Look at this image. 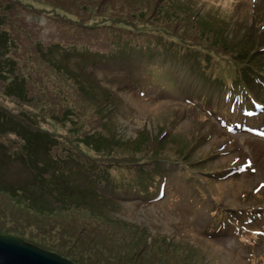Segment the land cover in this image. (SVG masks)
Segmentation results:
<instances>
[{"label": "rangeland", "instance_id": "rangeland-1", "mask_svg": "<svg viewBox=\"0 0 264 264\" xmlns=\"http://www.w3.org/2000/svg\"><path fill=\"white\" fill-rule=\"evenodd\" d=\"M16 1L20 3L10 1L14 4L10 5L9 12L18 11L20 15L17 13L16 17H6L2 24L8 23L12 41L20 47L13 58L17 66L14 68L5 54H1L3 62L0 64L3 71L7 72L10 68L9 74L14 76L17 72L30 76L32 82L29 84V100L21 101L25 103L11 102L7 98L10 94L0 89V106H3L0 112L26 118L35 127L49 129L50 134L39 139L34 158L26 155L28 168L15 161L13 163V157H5L0 152V236L15 237L76 264H124L121 258L130 256L136 258L134 263L131 260L125 263L264 264L263 222L248 221L259 229L253 245L241 241L237 231L228 223L217 228L208 226L210 219L212 223L213 219L204 209L199 207L194 212L185 199L180 200L175 196L169 183H173L176 189L179 182L178 192L184 196H187L186 189L183 182L167 170L162 173L161 180L166 182L167 194L174 197L156 200V192L149 197H137L132 192L121 191L128 198L119 202L107 198L103 204L107 209V218L115 221L108 224L104 218L94 216L98 214L79 204H84L79 201V195L93 196L94 200H99L103 194L96 189L90 177L85 179L90 168L76 165V156L105 162L109 170L145 158L143 151L134 154L126 146L116 151L110 150L113 151L110 154L106 151L99 153L90 146L89 152L82 148L84 152H76L80 151L79 147L76 149V138L94 127V132H102L106 128L110 129V134L115 133L116 139L125 142L136 137L137 141L129 145L147 144V150L152 151L153 157L156 153L160 157H176L172 153H178L177 157L191 155L195 158L203 166L201 169L193 167L199 184L191 192L194 201L203 198L208 202L212 200L214 194L209 190L211 186L223 199L218 203L224 208L247 209L257 203L263 206L264 198L254 201L253 195L256 193L253 190L264 189V135L252 139L246 133H226L216 118L224 117L222 111L228 110L229 101L223 99L222 95L210 99V91L206 87L198 88L193 82L196 77L187 76L185 71L186 76L178 73L179 84L176 88L183 89L186 84L196 90L199 100L210 99L208 119L199 115L202 113L201 107L192 104L189 96L186 99H173L167 93L168 84L163 80L146 89L153 79L139 77V69L170 71L180 67V60L188 53L166 43L163 37L167 35L175 34L184 40L198 41L200 46L212 49L217 54L221 53L220 46L226 47V54L233 57L240 53L238 47L245 44L250 47L251 44L246 43L248 40L264 41V0H162L157 8L158 0ZM138 11L144 13V17H137ZM113 22L121 27L126 23L133 28L125 31L122 27L118 30L127 32L131 37L129 44L122 42L114 52L105 53L121 60L119 67L125 73L117 76H112L114 68L111 66L109 69L91 67L97 74L96 78L88 76V61L71 66L67 61L69 52L74 49L90 54L86 47L76 49L56 44L54 48L59 58L44 52L46 59H53V67L56 66L61 74L68 77L54 71L47 60L40 61V54L35 52L29 58L30 53L24 50V46L29 47L33 41H58L57 37L62 36H70L68 39H71L75 35L72 33L74 30H100L101 26L105 31ZM161 22H164L159 26L162 29L156 30L155 25ZM84 24L91 29H84ZM136 37L142 40L136 42ZM73 39L77 40L79 46L90 44L86 38ZM160 58L174 61L166 63ZM78 69L84 70L83 73H79ZM12 75L8 80L12 79ZM72 81L78 84L85 96L71 86ZM5 82L6 79L1 78L0 87L3 85L5 88ZM38 86H43L53 97L59 93L64 98L65 108L44 105L37 92ZM69 110H72L70 120L61 119V114L67 115ZM234 115L226 116L229 122L235 121ZM78 146L84 147L80 143ZM26 150L29 152L28 145ZM210 161H214L215 165ZM216 165L224 169L233 168V176L226 178L224 184L207 185L206 178L201 174ZM114 173L119 177L125 171L120 169ZM210 178L223 180L219 174H212ZM16 200L19 201L14 206L12 202ZM65 201L69 205L64 204ZM230 210L221 212L226 214ZM84 213L90 218L84 217ZM157 237L163 238L166 246L184 251L183 258L175 249H172L174 253L160 251L155 245L157 242H153ZM90 239H94L97 245L90 246L97 249L101 258H88L84 252L88 247L85 248L83 240ZM101 241L104 243L99 245ZM84 255L87 257L83 258ZM187 255L189 257L184 258Z\"/></svg>", "mask_w": 264, "mask_h": 264}, {"label": "trees", "instance_id": "trees-1", "mask_svg": "<svg viewBox=\"0 0 264 264\" xmlns=\"http://www.w3.org/2000/svg\"><path fill=\"white\" fill-rule=\"evenodd\" d=\"M11 0H0V62H3V58L1 54H5L9 61L11 60L12 65L14 68L17 66V64L14 62V52L20 47H18L15 43L12 41V33L8 31V23L2 24L4 18H8L9 16L16 17V14L20 15L18 11L12 13L10 11V5H13L14 2H18L16 0H13L14 2H10ZM41 1V0H37ZM162 0H158L156 2V8L161 3ZM42 3V2H37ZM13 14V15H12ZM137 17H144V13L141 11L137 12ZM153 16V15H152ZM44 20V17H43ZM162 23V22H161ZM129 24L124 23L122 27L125 29H122V27L118 24H115L114 22L111 24L110 28L103 31L102 27L100 26V30L91 29L90 26L82 25V27L86 30L91 29L90 31H72L73 34H75L78 38H86L87 41L90 43L89 46H80V47H86V49L90 50V61L89 65H92L94 63H100V64H106L108 62V54L105 53H112L116 50V48H120L122 42L129 44V40L131 39L130 36L127 35V32L124 31H118L119 29L127 30ZM144 24H141V26ZM137 27H140L136 25ZM156 30L162 29L161 27L155 25L154 27ZM33 26V30H34ZM136 29V28H135ZM14 30V28H13ZM15 31V30H14ZM122 37V38H121ZM66 38V36L64 37ZM183 39V38H181ZM70 40H74L71 38ZM136 42H140L142 39L140 37L134 38ZM23 42V39H22ZM24 43V42H23ZM25 44V43H24ZM172 45L178 47L179 49L187 52V53H198L203 54V56L206 58V63L210 67L211 73H213V78L215 80L219 81H225V79L232 77L234 80L241 81L240 85H242V90H248V87L246 86V83H255L257 78L264 77L262 75H258V72L263 67L264 61H259L257 58L261 57L263 53H261L260 49L257 48L256 50H253L251 53H247L246 50H243L239 54H237L234 57V61L227 60L230 62H225L226 60L223 59L225 55H220L217 53H214L209 48H201L197 45H194L193 43H186L182 40L178 41H172ZM220 48H223L226 50V47L220 46ZM24 50L30 53L29 58L32 57L33 53H37L39 56L40 61H45L46 58L43 56V53L40 51L42 50V42L41 41H33L32 45L30 46H24ZM35 56V55H34ZM107 57V58H106ZM50 63L53 66V59L47 58ZM257 59V60H256ZM243 61V62H242ZM246 64V65H245ZM237 66V67H236ZM235 67V68H234ZM6 69V67H5ZM8 69V68H7ZM52 69L56 72H58V68L52 67ZM11 73L10 68L7 72L2 70V66L0 64V79H6V85L5 88L2 85L0 89L4 90L6 93H9V100L11 102H18V103H25L21 102L24 100H29L28 94L30 91V82H32V78L30 76H22L20 73H17L13 76ZM11 76V80L9 79V76ZM249 79V82H248ZM262 85L263 83L260 82ZM71 85V84H69ZM72 87H76V90H80V87L78 84H76L75 81H73ZM252 86V85H251ZM254 88V85L252 86ZM32 88V87H31ZM0 90V91H1ZM75 90V91H76ZM242 90L240 89L239 93H242ZM32 92V90H31ZM37 92L40 93V101L47 106H52V108H65V101L64 98L61 97V95L58 93L56 97H53L51 93H49L43 86L37 87ZM249 92V91H248ZM261 92V91H259ZM82 95V94H81ZM84 96V95H82ZM248 105V103H245ZM0 108H3L1 105ZM66 110V109H65ZM1 111V109H0ZM72 114V110L68 111L67 115L61 114V119L69 121L68 119ZM100 126H102L100 124ZM94 127L93 129H95ZM93 129L90 131H86L83 134L80 135L79 138H76V149L79 147L78 150L82 152H89L88 146H90L91 149L97 150L99 153L106 151L105 153L109 152L110 150L116 151V149L120 148L121 146L130 147V149L133 150L134 154L138 152H144L143 155H146L144 159L139 160V163L133 164L129 166L127 165V168L125 170V174L123 177H117L116 175H111L109 173V166L105 168V165L102 164L103 162H97L90 160L87 162L89 164V168L91 171L90 179L91 181L96 180V176L99 173L100 169H104L103 173L106 175H109V178L107 182L104 183H98L94 186L96 189L104 194V195H110L114 198H117L116 195H114V192L120 193L122 192H132L136 195H140L143 197H147L150 195H154V192L157 193L158 191V182L161 178L162 173L167 170L170 172L171 175H174L179 181H182L184 185H191L192 183L196 182V176L194 175L195 169L192 167V163H189L184 159V157H177L178 153L175 154L176 157H172L169 155L170 158V164L168 167H165L161 160H163V157L160 156H152L151 152L148 151L147 144H139L137 146L131 147L129 145V141L127 143L125 141H122L120 139H116L115 133L110 134V129L104 128L101 132H94ZM47 130V128L43 126L35 127L31 123H29L26 118H16L13 117L11 114H8L6 112L1 113L0 112V149L2 150V154L5 157H13L12 161L14 163L17 162L18 164H21L22 166H25L28 168L29 163L26 158V155L28 154L31 157L36 156V146L40 144V140L42 137L46 136L47 134H50ZM50 131V130H49ZM104 131V132H103ZM21 137V138H20ZM19 138V139H15ZM22 139V140H21ZM56 141V140H55ZM137 141L135 139L132 142ZM19 142V144H18ZM56 145H58V142L56 141ZM79 143L81 145H84V147L78 146ZM28 145L29 152L26 150V147ZM84 150H82V149ZM153 149V148H152ZM0 150V151H1ZM107 154V155H108ZM24 156V158H23ZM21 157V158H18ZM190 157V156H187ZM120 167V168H119ZM115 167L112 169L113 171H119L122 169V166ZM111 170V169H110ZM110 182H113V187L108 188V184ZM118 184V185H117ZM195 187H198L196 184H194ZM102 195V198L99 200H94L93 196L91 198L86 197V195H79V201L84 202L79 203L84 206L85 209L91 210L94 214V216H100L104 218V221L108 224H113L114 220H109L107 218L106 212L107 209L103 205L105 201H107V197ZM39 196H44L43 194H40ZM40 199V198H39ZM53 200V199H51ZM19 200H16L15 202H12L14 206H17L15 204H18ZM64 204H68V202H64ZM201 205L206 204L208 208H213L212 204L208 203V201L204 200L200 203ZM69 205V204H68ZM44 206H51V204H45ZM72 211V210H68ZM74 213V212H73ZM89 217L87 214L84 213V217ZM90 218V217H89ZM99 221V220H98ZM101 222V221H99ZM136 230L133 231L135 233ZM106 239H108L107 233ZM87 241V242H85ZM94 239L90 240H83V245H85L84 252L89 256L88 258L92 259H98L101 258L100 254L97 252V249L94 246H97L94 242ZM117 241V240H114ZM113 242V241H112ZM154 243L157 242L155 245L160 251L166 253H174L172 249L176 250V253L184 255V251L176 248H171L169 246H166V242L163 238H156ZM104 242H100L99 245H101ZM154 245V246H155ZM188 253V252H187ZM163 254V255H165ZM87 257V256H82ZM189 255L185 256L184 258H188ZM84 259L81 260V262ZM127 260H131L132 263L136 260L135 257L130 256L126 259L121 258V263H125ZM156 261V260H153ZM74 264H76L75 261H70Z\"/></svg>", "mask_w": 264, "mask_h": 264}, {"label": "water", "instance_id": "water-1", "mask_svg": "<svg viewBox=\"0 0 264 264\" xmlns=\"http://www.w3.org/2000/svg\"><path fill=\"white\" fill-rule=\"evenodd\" d=\"M0 264H74L15 237L0 236Z\"/></svg>", "mask_w": 264, "mask_h": 264}]
</instances>
